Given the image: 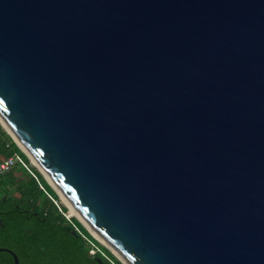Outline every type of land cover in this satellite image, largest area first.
<instances>
[{"label": "water", "instance_id": "obj_1", "mask_svg": "<svg viewBox=\"0 0 264 264\" xmlns=\"http://www.w3.org/2000/svg\"><path fill=\"white\" fill-rule=\"evenodd\" d=\"M0 122L129 264H264V0H0Z\"/></svg>", "mask_w": 264, "mask_h": 264}, {"label": "trees", "instance_id": "obj_2", "mask_svg": "<svg viewBox=\"0 0 264 264\" xmlns=\"http://www.w3.org/2000/svg\"><path fill=\"white\" fill-rule=\"evenodd\" d=\"M13 154L23 170L15 173L16 165L0 177V246L21 264H105L100 251L91 252L96 240L0 122V160ZM0 264H15L13 255L0 252Z\"/></svg>", "mask_w": 264, "mask_h": 264}, {"label": "bare ground", "instance_id": "obj_3", "mask_svg": "<svg viewBox=\"0 0 264 264\" xmlns=\"http://www.w3.org/2000/svg\"><path fill=\"white\" fill-rule=\"evenodd\" d=\"M7 125V124H6ZM7 127L10 129V127L7 125ZM11 130V129H10ZM19 140V139H18ZM21 143V142H20ZM21 145L25 148V146L21 143ZM29 152V151H28ZM32 162L38 166L48 177V179L52 182V184L58 189L60 192V195L62 197V200L65 204L69 206V209L77 215L84 223L85 225L90 229L92 234L99 239L103 244L108 246L117 256L121 257L127 264H129L123 256L111 245V243L101 234L97 231V229L76 209V207L73 205V203L68 199V197L63 193V191L56 185V183L53 181V179L50 177V175L41 167L39 162L35 159V157L29 152Z\"/></svg>", "mask_w": 264, "mask_h": 264}, {"label": "rangeland", "instance_id": "obj_4", "mask_svg": "<svg viewBox=\"0 0 264 264\" xmlns=\"http://www.w3.org/2000/svg\"><path fill=\"white\" fill-rule=\"evenodd\" d=\"M30 161L32 162V159H30ZM33 166H35L39 170L38 166H36L34 163H33ZM21 170H23L21 164L20 165H17L16 168H15V173L22 172ZM28 172H29V174H31V171L30 170H28ZM26 177H27V174L25 173V178ZM15 190H16V187L14 185H12L11 186V192L12 193H15ZM61 201H62V199H61ZM62 203H64V202L62 201ZM56 204L58 205L57 201H56ZM76 229L79 231L80 228L78 229V227H76ZM92 237L96 240V243L97 244L92 243L91 252L93 254H95V253H97V251H100L102 253L103 260H104V263L105 264H117V261L120 260L119 256H117L108 246H106L105 244H103L99 239L95 238L93 235H92Z\"/></svg>", "mask_w": 264, "mask_h": 264}, {"label": "built area", "instance_id": "obj_5", "mask_svg": "<svg viewBox=\"0 0 264 264\" xmlns=\"http://www.w3.org/2000/svg\"><path fill=\"white\" fill-rule=\"evenodd\" d=\"M20 160L21 159L18 156V154H13L8 157H3L0 160V177H3L8 172H10Z\"/></svg>", "mask_w": 264, "mask_h": 264}, {"label": "flooded vegetation", "instance_id": "obj_6", "mask_svg": "<svg viewBox=\"0 0 264 264\" xmlns=\"http://www.w3.org/2000/svg\"><path fill=\"white\" fill-rule=\"evenodd\" d=\"M20 260V259H19ZM21 264V263H20Z\"/></svg>", "mask_w": 264, "mask_h": 264}]
</instances>
